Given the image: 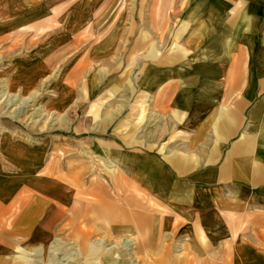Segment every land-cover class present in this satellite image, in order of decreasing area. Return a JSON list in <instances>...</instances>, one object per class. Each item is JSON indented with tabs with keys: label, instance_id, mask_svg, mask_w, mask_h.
Instances as JSON below:
<instances>
[{
	"label": "crops",
	"instance_id": "0c3cea01",
	"mask_svg": "<svg viewBox=\"0 0 264 264\" xmlns=\"http://www.w3.org/2000/svg\"><path fill=\"white\" fill-rule=\"evenodd\" d=\"M158 16L173 29L142 46L133 86L89 92L121 115L94 137L93 162L69 169V211L148 264H264L246 258L264 256L246 241L264 222V0H175Z\"/></svg>",
	"mask_w": 264,
	"mask_h": 264
},
{
	"label": "rangeland",
	"instance_id": "374dc122",
	"mask_svg": "<svg viewBox=\"0 0 264 264\" xmlns=\"http://www.w3.org/2000/svg\"><path fill=\"white\" fill-rule=\"evenodd\" d=\"M174 4L0 0L5 14H0V264H148L154 259L136 255L127 241L81 231L68 208L78 205V192L62 185L73 166L80 167L84 158L93 162L94 137L121 115V104L111 106L109 96L99 101L98 95L95 106L90 90L132 85L142 46L158 45L159 36L164 40L173 29L170 22L165 32L159 30L158 12ZM34 10L48 15H38L36 24L29 16L21 28H10ZM254 230L259 239L246 241L264 251V222ZM246 258L264 263V256Z\"/></svg>",
	"mask_w": 264,
	"mask_h": 264
},
{
	"label": "bare ground",
	"instance_id": "6f19581e",
	"mask_svg": "<svg viewBox=\"0 0 264 264\" xmlns=\"http://www.w3.org/2000/svg\"><path fill=\"white\" fill-rule=\"evenodd\" d=\"M11 102H12V100H11ZM15 102V101H14Z\"/></svg>",
	"mask_w": 264,
	"mask_h": 264
}]
</instances>
